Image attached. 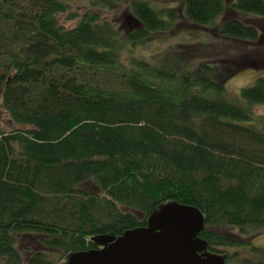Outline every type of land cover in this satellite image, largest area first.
Returning <instances> with one entry per match:
<instances>
[{
	"label": "trees",
	"instance_id": "1",
	"mask_svg": "<svg viewBox=\"0 0 264 264\" xmlns=\"http://www.w3.org/2000/svg\"><path fill=\"white\" fill-rule=\"evenodd\" d=\"M69 1L0 0V99L18 126L0 124V264H68L99 247L93 236L144 226L167 202L199 208L198 236L228 260L227 248L249 243L224 231L264 228V118L255 125L252 111L264 76L240 104L221 66L134 49L177 14L255 41L244 18L264 19V0H182L165 17L134 0L138 26L125 32Z\"/></svg>",
	"mask_w": 264,
	"mask_h": 264
},
{
	"label": "rangeland",
	"instance_id": "2",
	"mask_svg": "<svg viewBox=\"0 0 264 264\" xmlns=\"http://www.w3.org/2000/svg\"><path fill=\"white\" fill-rule=\"evenodd\" d=\"M134 0H116L107 4V7L96 8L90 4V0H70L69 8H73L79 13L86 9L99 12L102 19L111 21L118 25L122 30H132L138 26V22L132 17L130 2ZM160 13L166 14L167 9L181 11L182 0H144ZM176 22L170 29L162 32H154L140 41L138 47L134 49L135 55L147 56L151 54L168 53L175 54L177 57L186 52L190 60L213 63L221 66V74L226 73L228 78L225 83L226 95L233 101L243 103L241 89L251 85L257 77L264 76V19L252 16H245V21L257 25L259 35L255 41H242L221 38L217 35L215 24H196L181 14H177ZM67 14L63 13L60 19L63 24H74L75 21L67 20ZM178 53H174L173 50ZM225 69V70H223ZM255 125L259 118H264V105L253 104ZM0 124L4 129H13L18 127L12 122L7 112L1 106L0 99ZM23 127V126H20ZM224 234L243 240L249 244H238L227 248L230 254L228 260L225 257L226 264H257L264 263V228L248 233L239 237L237 230L224 231ZM250 245L256 248H250ZM210 251V250H209ZM214 253H219L211 251ZM221 254V253H220ZM248 260V262L244 261Z\"/></svg>",
	"mask_w": 264,
	"mask_h": 264
},
{
	"label": "water",
	"instance_id": "3",
	"mask_svg": "<svg viewBox=\"0 0 264 264\" xmlns=\"http://www.w3.org/2000/svg\"><path fill=\"white\" fill-rule=\"evenodd\" d=\"M204 227L199 208L167 202L151 214L144 226L114 236L92 237L99 247L73 252L68 264H226L223 254L207 249L198 236Z\"/></svg>",
	"mask_w": 264,
	"mask_h": 264
}]
</instances>
